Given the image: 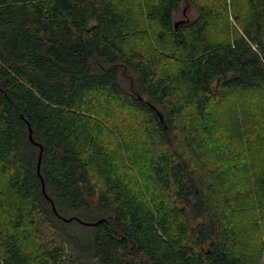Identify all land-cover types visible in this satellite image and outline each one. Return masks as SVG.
Masks as SVG:
<instances>
[{
  "label": "trees",
  "instance_id": "trees-1",
  "mask_svg": "<svg viewBox=\"0 0 264 264\" xmlns=\"http://www.w3.org/2000/svg\"><path fill=\"white\" fill-rule=\"evenodd\" d=\"M188 2L0 0V264L259 263L264 152L218 128L245 102L264 126V0Z\"/></svg>",
  "mask_w": 264,
  "mask_h": 264
},
{
  "label": "rangeland",
  "instance_id": "rangeland-1",
  "mask_svg": "<svg viewBox=\"0 0 264 264\" xmlns=\"http://www.w3.org/2000/svg\"><path fill=\"white\" fill-rule=\"evenodd\" d=\"M138 1L139 0H133V4H132L135 8H137V10L139 7ZM195 16H196V10L188 2V0H182L179 10L176 11L174 14V18L176 22L189 21L193 19ZM230 19L233 22V25L235 26L233 18L231 17ZM219 28H221V24L218 25L215 29H213L214 33L216 34L218 33L217 35L220 34V31L222 32L221 29L219 31ZM263 42H264V36H263ZM121 82L123 86L127 88H132L135 92H137V89H135L137 88V86H135L134 84L133 74L131 72L123 70L121 74ZM143 96L148 97L146 93H144ZM225 105H223V108H221V111L223 112V118L225 119V121L221 123L222 127L219 126L218 128L219 133L224 134L228 139V143L233 145V149L236 152L241 153V155L242 154L246 155V152H248L249 149L251 155L249 157H246V159L248 158L251 160L255 158L257 155L262 154L264 152V126L254 123V118L252 116V113L255 112V110L249 108V106L245 102L243 107L242 106L237 107L235 105V113L230 114L228 109V106L230 104H225ZM161 115L163 114L161 113ZM234 117L236 118V123L233 122ZM234 124H236L237 126H235ZM225 131H227V133ZM128 133L130 134H126L123 136V141H124L123 147H125V149L123 148L122 150V146L120 145L118 150L120 155L119 156V160L121 162L120 164L123 166V168L126 171L130 173L131 179L134 180L139 185L144 196L149 201H152L154 198V194L155 193L158 194L160 190L155 188V190L153 191V189L149 187L148 179H150V176L146 171L145 168L146 166L144 165L141 154L139 152V147L140 149L141 147L143 149L146 148V146L144 147V138H142V134L140 133V131H136L134 129ZM138 137L141 138L140 140L141 142L136 141L137 144H134L135 139H137ZM136 145L138 149H135ZM162 195L166 197H171V193L165 190H162ZM203 218H204L203 216L197 215L195 216L194 222L202 221ZM258 264H264V252L262 253L261 259Z\"/></svg>",
  "mask_w": 264,
  "mask_h": 264
},
{
  "label": "water",
  "instance_id": "water-1",
  "mask_svg": "<svg viewBox=\"0 0 264 264\" xmlns=\"http://www.w3.org/2000/svg\"><path fill=\"white\" fill-rule=\"evenodd\" d=\"M178 25V22H176V26ZM30 137L32 138V135H30ZM43 189L45 190V186H43Z\"/></svg>",
  "mask_w": 264,
  "mask_h": 264
}]
</instances>
